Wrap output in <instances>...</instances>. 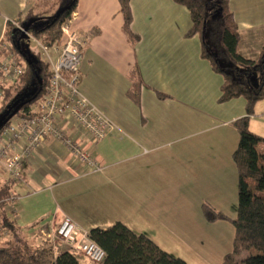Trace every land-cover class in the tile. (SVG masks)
Returning a JSON list of instances; mask_svg holds the SVG:
<instances>
[{
    "label": "crops",
    "instance_id": "1",
    "mask_svg": "<svg viewBox=\"0 0 264 264\" xmlns=\"http://www.w3.org/2000/svg\"><path fill=\"white\" fill-rule=\"evenodd\" d=\"M229 4L240 32L237 51L256 58L264 44V0ZM130 6V27L139 36L134 45L118 0H77L70 22L84 42L78 93L113 124L96 140L67 123L97 167L86 171L61 141L45 138L25 156L20 181L0 168V185H12L8 212L27 235L48 237L64 216L87 232L120 221L189 264L240 262L245 256L232 253L234 230L224 219L206 221L201 204L236 216L233 122L246 115L245 99L218 101L222 75L200 56L199 37L185 36L191 24L185 6L173 0H130ZM27 8L28 0H0V42L6 21ZM24 38L36 46L24 50L40 48L29 33ZM59 43L46 47L45 60L57 59ZM134 66L141 79L137 102L127 93ZM248 125L264 137V97ZM18 145L22 152L26 139ZM258 150L264 153V142Z\"/></svg>",
    "mask_w": 264,
    "mask_h": 264
},
{
    "label": "trees",
    "instance_id": "2",
    "mask_svg": "<svg viewBox=\"0 0 264 264\" xmlns=\"http://www.w3.org/2000/svg\"><path fill=\"white\" fill-rule=\"evenodd\" d=\"M173 1L188 9L191 24L185 36L199 37L200 56L222 75L218 101L235 97L245 99L246 115L233 122L238 132V144L232 152L238 174L236 216L230 218L207 202L201 204L202 215L209 222L231 220L234 226L232 253L248 251L240 262L224 260L221 264H264V153L258 150L264 137L251 131L248 125L254 105L264 97V44L256 58L245 57L237 51L240 32L230 0ZM118 2L123 31L128 42L134 45L139 36L130 27L133 18L130 0ZM76 5L77 0H28V8L23 14L6 21L0 58L13 52L24 70L13 83L2 85L0 115L19 97L27 99L6 124L15 117L30 118L38 113L37 104L51 74L40 48L24 50L21 43L25 37L24 29L27 28V33L41 45L57 44L62 25L75 15ZM6 43L10 45L8 50L3 46ZM129 75L132 84L127 93L137 102L141 84L138 68L134 66ZM157 95L166 97L160 92ZM11 192V183L0 185V237L5 236L0 241V264H82L80 253L68 245H56L55 239L50 237L18 231L7 209ZM87 233L89 239L104 250V258L98 264H189L164 250L146 234L136 232L120 221L106 228H91Z\"/></svg>",
    "mask_w": 264,
    "mask_h": 264
},
{
    "label": "built area",
    "instance_id": "3",
    "mask_svg": "<svg viewBox=\"0 0 264 264\" xmlns=\"http://www.w3.org/2000/svg\"><path fill=\"white\" fill-rule=\"evenodd\" d=\"M71 20L62 25L57 59H46L51 74L45 92L38 101V113L30 118L15 117L0 129V168L7 171L12 181L22 179L25 156L31 154L32 149L47 137L61 141L68 153L81 162L86 171L96 168V160L83 150L80 139L68 134L67 123L73 121L96 140L106 136L113 128L104 113L78 93L79 65L84 42L72 28ZM39 45L44 50L42 55L48 58L46 46ZM3 46L6 50L10 49L8 43ZM23 70L13 52H8L0 59V97L2 85L13 83ZM22 138L26 139L27 145L20 152L18 143ZM47 235L51 239L58 237L96 264L104 258V250L89 239L87 231L80 229L68 216H64Z\"/></svg>",
    "mask_w": 264,
    "mask_h": 264
},
{
    "label": "rangeland",
    "instance_id": "4",
    "mask_svg": "<svg viewBox=\"0 0 264 264\" xmlns=\"http://www.w3.org/2000/svg\"><path fill=\"white\" fill-rule=\"evenodd\" d=\"M21 43H22L23 46L26 45V46L29 47L30 49H36V46H35L34 41H32V39H30V38H24V39H22ZM40 51H41V53L44 52V50H43L42 48L40 49ZM228 215H229V213H228ZM229 216H230V215H229ZM231 216H232V215H231ZM233 218H234V217H233ZM224 222L226 223V225H227V227H228V231H229V233H231V232L233 233L234 226H233L231 220H229V219H224ZM4 237H5V236H1V237H0V241L3 240ZM54 239H55V244H56V245H57V244H59V245L61 244L62 246H64V243H63L58 237H55ZM78 253H79V252H78ZM246 254H248V251H243L242 254H234V257H235V258H239V257L242 256V255L246 256ZM80 258H81V263H82V264H96V263L90 261L89 259H87V258H86L85 256H83L82 254H80Z\"/></svg>",
    "mask_w": 264,
    "mask_h": 264
},
{
    "label": "water",
    "instance_id": "5",
    "mask_svg": "<svg viewBox=\"0 0 264 264\" xmlns=\"http://www.w3.org/2000/svg\"><path fill=\"white\" fill-rule=\"evenodd\" d=\"M23 33H25V37L27 36V28L24 29ZM18 42V40H17ZM31 62V60H28ZM38 75H36L37 77ZM38 83L40 84V79H38ZM25 96L19 97L17 100L12 102L7 109L0 115V129L6 124V122L18 111V109L22 106V104L26 101Z\"/></svg>",
    "mask_w": 264,
    "mask_h": 264
}]
</instances>
